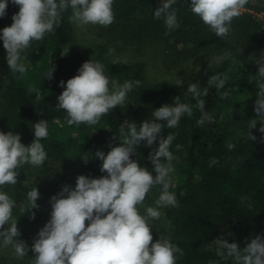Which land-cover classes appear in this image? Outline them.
<instances>
[{
  "label": "trees",
  "instance_id": "trees-1",
  "mask_svg": "<svg viewBox=\"0 0 264 264\" xmlns=\"http://www.w3.org/2000/svg\"><path fill=\"white\" fill-rule=\"evenodd\" d=\"M162 2L164 0H114L115 20L108 26L109 31L136 42H156L165 46L173 58H189L207 50L224 51L230 53L231 58L220 66L201 67L189 82L203 89L210 76L218 73L228 76L223 89L209 88L208 96L203 97L205 111L212 116V121L197 126L201 113L194 108L192 116L185 114L178 127L162 130V136L173 133L176 137L170 147L176 159L172 161L174 171L169 190L175 194L179 206L161 208L166 235L163 231L151 230L152 242L163 235L180 247L183 255L176 254V264H233L217 256L216 238L226 236L229 243L235 242L243 249L255 236L264 237V134L259 132V121L251 129L257 139L247 138L252 120L257 119L254 102L258 91L255 77L258 66L249 58L259 57L264 52V7L253 6L249 0L244 8L262 11V19L249 12L242 13L233 19L230 34L221 39L190 12L191 0H176L172 5L180 27L165 35L163 20L153 18V12ZM18 11L19 6L9 0L7 15L0 17V30L11 26L12 16ZM71 15L69 8L62 14L58 28L47 33L42 41H33L21 54V62L27 68L24 74L9 70L7 53L0 40L1 132L19 133L21 143L28 146L34 139V124L40 120L48 124V137L41 140L47 152L43 165H24L17 170V184L0 189L7 191L16 202L13 217L18 220L19 240L26 239L29 232L37 237L51 218L50 198L63 186L74 189L79 175L89 178L107 175L100 171L102 161L94 158L95 153L100 150L106 155L110 151L109 144L119 146L112 138L122 126L125 131L128 122L139 126L151 119L155 109L173 104L178 95L181 102L195 104L185 95L188 84L182 87L167 83L147 85L142 63H109L101 47L70 50L74 45ZM88 60L104 65L112 90L125 81L138 80L141 84L127 94L123 108L116 106L96 125L69 126L66 112L55 107L57 97L64 90L59 84L64 81L66 85ZM50 66L55 68L51 81L45 77ZM224 92L228 95L222 98ZM229 143L235 145L231 151L227 148ZM178 144L181 145L179 150ZM150 152L142 141L130 158L152 171L153 166L147 159ZM84 156L93 158L85 164L81 159ZM213 157L219 162L210 167ZM34 187L40 194L39 208L33 209L35 219H30V213L23 214L21 209L27 204V192ZM0 249L3 250L0 264H29L28 260L22 262L16 258L11 246Z\"/></svg>",
  "mask_w": 264,
  "mask_h": 264
},
{
  "label": "clouds",
  "instance_id": "clouds-1",
  "mask_svg": "<svg viewBox=\"0 0 264 264\" xmlns=\"http://www.w3.org/2000/svg\"><path fill=\"white\" fill-rule=\"evenodd\" d=\"M114 0H11L19 6L18 13L12 16L13 23L0 30V40L6 50V62L12 73L24 74L27 68L22 60L33 41H42L47 33L58 28L62 14L72 9L69 18L77 26L100 25L105 28L114 20ZM176 0H164L153 12V18L163 20L165 35L178 29L180 24L177 12L172 8ZM9 0H0V17L7 15ZM249 0H191L189 10L199 17L208 30L218 38H226L231 32L234 18L241 15V10ZM191 47V45H189ZM110 52L112 49L109 50ZM230 53L215 56L209 62L222 63L230 59ZM250 61L258 66L256 73V100L253 119L247 138L255 141L257 137L251 129L259 121V132L264 134V52L259 57L251 56ZM54 66H50L45 77L53 79ZM78 74L60 81L64 88L57 97L55 106L66 112L69 126L86 124L96 125L103 116L116 106L123 108L127 94L141 82L125 81L120 87L110 89V77L105 74L104 65L88 60L77 70ZM228 81L226 74H214L207 80L203 89L197 83H188L185 95L195 104L181 102L176 96L173 104H165L151 113V119L144 120L139 126L128 122L127 131L122 126L112 138L119 146L109 144L110 151H96L95 157L102 161L100 171L107 175L89 178L79 175L75 188L63 186L61 191L50 198L52 211L50 220L39 230L31 245L34 253L31 264H176V254L183 255V250L171 242L169 237L160 235L153 243L150 221L159 220V209L178 207V201L171 187L172 161L176 159L170 151L175 134L162 136V130L179 126L181 118L193 114L199 109L201 116L197 126L211 122L212 116L205 111V100L209 88L223 89ZM175 85L182 87L183 78L176 75ZM31 91V90H30ZM228 93H222V98ZM34 139L28 146L21 143V135L9 131L0 132V189L7 185H16L18 169L24 165L38 167L47 159V152L41 140L48 137L47 121L40 120L34 124ZM151 149L147 159L153 166L152 171L131 159L141 142ZM153 145H156L153 148ZM234 144H227L229 151ZM177 150L181 145H176ZM93 157L84 156L87 164ZM219 161L213 157L209 166ZM153 172L155 175H153ZM157 186L160 189L155 207L147 206L141 214L138 205H142L149 191ZM39 191L36 187L28 191L27 204L21 211L30 213L35 219L33 209H38ZM242 200L244 198H241ZM16 202L0 190V247L11 246L16 258L28 255L29 246L23 240L13 217ZM86 221L88 222L86 226ZM7 225V227H5ZM227 235H231L228 233ZM217 256L233 264H264V237L257 235L246 247L241 249L235 242L229 243L226 236L214 240Z\"/></svg>",
  "mask_w": 264,
  "mask_h": 264
},
{
  "label": "rangeland",
  "instance_id": "rangeland-1",
  "mask_svg": "<svg viewBox=\"0 0 264 264\" xmlns=\"http://www.w3.org/2000/svg\"><path fill=\"white\" fill-rule=\"evenodd\" d=\"M250 2L253 6L258 8L264 7V0H250ZM245 12H249L259 19L263 17V12L255 9L243 8L241 14ZM71 23L74 33V45L70 50H74V48L90 49L93 47H101L104 49V58H106L109 63L122 65L142 63L144 65L145 83L149 86H154L159 83L175 85L174 81L176 75L183 78V86L187 85L201 67L220 66L221 63L210 64L209 62L213 57L224 54V51L207 50L191 55L189 58H173L165 46L156 42H136L131 39L121 38L120 35L109 31L108 27L105 28L100 25L89 24L77 26L75 23ZM110 49H112L111 52L109 51ZM67 51L68 50H66V52ZM1 114L0 108V121L2 120ZM159 193V187L154 186L147 194L144 203L138 205L142 215L145 214L144 210L147 206L155 207V200L158 198ZM159 210L161 211V209ZM150 223H154L151 226V230L165 232V224L161 217L159 220L150 221ZM35 236L36 234L29 232L28 237L23 239L29 246V252L28 255L20 258V261L26 262V260H28V263L31 264L32 257L34 256V253L31 251V245L33 244ZM1 251L3 250L0 249V252ZM5 251L6 249H4V252Z\"/></svg>",
  "mask_w": 264,
  "mask_h": 264
}]
</instances>
